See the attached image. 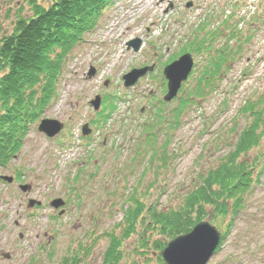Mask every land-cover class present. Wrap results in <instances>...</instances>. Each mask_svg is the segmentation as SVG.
I'll use <instances>...</instances> for the list:
<instances>
[{
    "label": "rangeland",
    "instance_id": "1",
    "mask_svg": "<svg viewBox=\"0 0 264 264\" xmlns=\"http://www.w3.org/2000/svg\"><path fill=\"white\" fill-rule=\"evenodd\" d=\"M150 5L114 0L101 10L96 26L83 32L65 58L56 94L30 125L20 151L0 167L1 175L13 177L10 183L0 179V264H68L71 257L75 264H101L109 234L124 233L126 198L136 195L162 210L179 207L201 175L238 142L251 119L240 112L243 103L264 101V0H155ZM30 15L27 0H0V39L18 18ZM232 26L236 37L228 40ZM134 37L142 41L137 51L127 47ZM193 37L198 47V54L190 51L193 69L177 96L163 104V67L185 45L191 48ZM237 47L241 51L230 61ZM151 63L152 71L123 85L125 72ZM198 76L210 84L219 79L207 89L203 80L204 94L197 98ZM114 92L116 110L106 122H95L100 115L89 101ZM183 98L186 105L180 104ZM175 108L181 111L176 123ZM164 110L168 119L159 124L156 116ZM41 118L61 121L63 129L49 138L37 130ZM84 123L87 135L81 132ZM152 149L169 158L165 163L151 158ZM238 157L252 179L239 207L229 200L226 214L214 215L205 206L204 219L224 235L207 264H264V134ZM20 184H30V192L21 191ZM30 198L41 204L28 207ZM54 198L64 205L54 209ZM140 224L121 240L119 264H164L152 244L166 239Z\"/></svg>",
    "mask_w": 264,
    "mask_h": 264
},
{
    "label": "trees",
    "instance_id": "2",
    "mask_svg": "<svg viewBox=\"0 0 264 264\" xmlns=\"http://www.w3.org/2000/svg\"><path fill=\"white\" fill-rule=\"evenodd\" d=\"M27 1L31 15L18 18L11 33L0 39V167L20 151L30 125L54 96L66 55L83 32L94 26L101 10L112 0ZM203 80L208 86L207 78L199 80V85ZM196 92H202L200 86L196 87ZM186 100L181 99V104ZM262 100L248 99L243 103L240 112L251 119L240 132L238 142L216 168L201 175L198 185L185 194L179 207L162 210L145 205L136 195L126 198L123 204L124 233L120 236L109 234L111 243L101 264H119L123 258L121 240L136 232L139 223L168 241L188 232L204 219L205 206H211L214 215L226 214L229 200L233 202V208L239 207L240 195L248 189L252 177L250 167L237 159L242 152L257 146L264 134ZM174 111L177 119L181 111L177 108ZM159 117L163 115L159 113ZM162 147L166 148L165 144ZM159 153L162 154L160 157L152 149L150 157L165 163L168 154ZM166 241L155 240L152 246L159 251ZM158 260L161 261L159 256ZM75 262L73 257L68 259V264Z\"/></svg>",
    "mask_w": 264,
    "mask_h": 264
},
{
    "label": "water",
    "instance_id": "3",
    "mask_svg": "<svg viewBox=\"0 0 264 264\" xmlns=\"http://www.w3.org/2000/svg\"><path fill=\"white\" fill-rule=\"evenodd\" d=\"M134 50H137L140 45L139 39H133L128 42ZM192 67V58L190 54L185 53L177 60L173 61L164 68V76L168 80L167 93L163 99L171 100L177 93L181 82L187 78ZM153 66L144 67L141 69H133L123 76L124 85L133 84L138 77L144 75L147 70H151ZM94 70L89 71L92 75ZM94 109H98L100 105V97L96 96L90 101ZM63 127V124L55 119H42L38 125V131L45 133L48 137L55 136ZM89 129L87 124L82 127V133L87 134ZM3 180L11 182V176H0ZM22 191H29L30 185H20ZM40 205V201L29 199L28 207ZM51 206L58 208L64 204L61 198H56L51 201ZM63 210L59 213L61 214ZM221 238L220 232L209 221L202 220L196 223L191 230L180 234L169 240L166 245L160 250V257L165 264H206L212 256Z\"/></svg>",
    "mask_w": 264,
    "mask_h": 264
},
{
    "label": "bare ground",
    "instance_id": "4",
    "mask_svg": "<svg viewBox=\"0 0 264 264\" xmlns=\"http://www.w3.org/2000/svg\"><path fill=\"white\" fill-rule=\"evenodd\" d=\"M154 1H155V0H148V2H146V5H147V4L150 5V4L153 3ZM150 8H151V10L153 11V13H155V12L157 11V8H152L151 5H150ZM128 25H129V23H128L127 25H125V27L128 28ZM122 55H124V52H123V51H121V52L119 53V55H117V57H118V58H121Z\"/></svg>",
    "mask_w": 264,
    "mask_h": 264
}]
</instances>
